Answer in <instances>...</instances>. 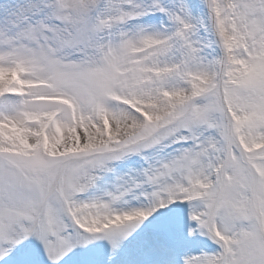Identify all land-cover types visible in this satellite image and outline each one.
Instances as JSON below:
<instances>
[{"label":"snow or ice","instance_id":"6c2138e0","mask_svg":"<svg viewBox=\"0 0 264 264\" xmlns=\"http://www.w3.org/2000/svg\"><path fill=\"white\" fill-rule=\"evenodd\" d=\"M0 264H264V0L0 3Z\"/></svg>","mask_w":264,"mask_h":264},{"label":"bare ground","instance_id":"6f19581e","mask_svg":"<svg viewBox=\"0 0 264 264\" xmlns=\"http://www.w3.org/2000/svg\"><path fill=\"white\" fill-rule=\"evenodd\" d=\"M4 2V1H3ZM3 2H0V3H3ZM195 250H199L197 247H195V246H190L189 248H187V251L188 252H195Z\"/></svg>","mask_w":264,"mask_h":264},{"label":"rangeland","instance_id":"374dc122","mask_svg":"<svg viewBox=\"0 0 264 264\" xmlns=\"http://www.w3.org/2000/svg\"><path fill=\"white\" fill-rule=\"evenodd\" d=\"M198 252V251H197Z\"/></svg>","mask_w":264,"mask_h":264}]
</instances>
